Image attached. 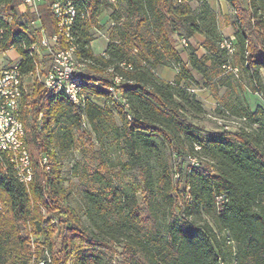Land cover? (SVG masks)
Returning a JSON list of instances; mask_svg holds the SVG:
<instances>
[{"label": "trees", "instance_id": "obj_1", "mask_svg": "<svg viewBox=\"0 0 264 264\" xmlns=\"http://www.w3.org/2000/svg\"><path fill=\"white\" fill-rule=\"evenodd\" d=\"M175 1L117 0L125 5V14L115 13L106 50L96 55L91 29L99 26L103 0H76L85 9L73 29L78 58L85 69L102 75L83 74L93 82L87 85L85 106L69 102L44 83H35L33 93L25 96L22 120L34 179L27 186L11 166L0 163V264H28L32 234L44 236L57 264H264V108L244 110L237 131L208 130L187 113H199L202 106L181 86L194 77L167 24L168 14L174 19L193 13L189 4ZM201 1V12L193 14L189 23L191 33L203 32L199 23L205 22V13L211 16V26L216 20L208 0ZM228 1L237 18L235 40L255 90L264 96V1L247 0L246 6L240 0ZM23 2L0 0V49L14 47L22 73L29 75L37 67L31 46L40 33L36 29L27 33L21 18L29 24L39 19L48 34L56 27L46 2L39 5V13L29 9L21 14L18 7ZM205 34L210 52H227L214 30ZM209 59L192 52L188 60L193 68L205 71ZM168 63L180 67L172 82L156 74ZM115 77H121V82ZM65 116L98 133L106 126L114 131L127 156L124 168L140 173L141 199L134 185L116 184L108 170L93 171L88 181L98 187L84 192L90 225L80 219L65 197L62 165L54 146L68 149L73 144L72 126H58ZM162 146L172 163L165 159ZM45 156L49 170L43 165ZM56 228L63 230L58 255ZM49 260L43 257L42 261L48 264Z\"/></svg>", "mask_w": 264, "mask_h": 264}, {"label": "rangeland", "instance_id": "obj_2", "mask_svg": "<svg viewBox=\"0 0 264 264\" xmlns=\"http://www.w3.org/2000/svg\"><path fill=\"white\" fill-rule=\"evenodd\" d=\"M240 1L246 6L247 0ZM45 2L46 0H41L39 3ZM174 3L176 5L189 4L194 15L201 12V0H182L181 2L176 0ZM208 3L216 15V20L211 26V16L208 12L205 13L203 16L205 22L199 23V27L203 29V32L191 33L189 23L193 14H184L179 18L176 16L177 18L174 19H172L171 14H168L171 21L167 24V29L172 41L176 43L183 61L194 77V80H186L181 86L191 97L193 95L196 97V100L193 101H199L202 106V111L199 113L193 110H187V113L194 117L198 124L208 130L224 127L231 131H237L243 124L239 118L242 112L244 110L255 111L258 106L264 108V96L261 91H256L254 88L252 74L243 60V54L237 40H234L233 51L227 50L226 53L217 52L216 50L210 52L206 47L205 32L207 29L214 30L216 39H229L234 36L238 28L235 9L228 0H208ZM29 9H31V6L23 2L19 5L18 12L22 14ZM125 9L123 3L111 4L109 0H103L102 10L98 16L99 26L91 29L93 36L91 46L96 55H101L106 50L107 42L114 27L113 21L117 20L115 13L124 15ZM2 14L1 12L0 15ZM20 21L26 24L24 29L27 33L35 31V28L27 22L25 17L21 18ZM205 26L207 27L205 28ZM192 52H196L201 59L205 55H209L210 59L205 62L207 67L205 71L197 70L191 66L188 59ZM18 57L19 53L16 50L9 51L3 57L0 53V64L17 60ZM51 61V54L45 51L39 70L33 75L24 76V83L30 95L33 93L35 83H43ZM179 70L180 67L175 66L174 63H168L157 68L156 74L161 80L172 82ZM83 74L91 77L102 75L96 73L90 67L84 69ZM261 76L264 84V68L261 69ZM93 99L100 104L105 103L102 97L94 96ZM30 116L28 122L32 126L33 120ZM114 119L118 125L122 124L121 117L117 113L114 114ZM68 125L72 126L73 131L72 146L68 149H62L56 143H54V146L62 165L65 197L80 219L85 224L90 225L85 215L84 192L87 189L98 187V184L88 181V174L93 171L104 172L108 170L114 176L116 184L134 185L138 190L137 195L141 199L140 173L136 169L124 168L123 163L127 161V156L123 145L116 141L114 131L106 126L104 130L98 133L90 125L86 127L77 126L72 123L68 116L61 117L58 126ZM163 149L164 146H162L161 151H163L165 159L172 163ZM169 154L170 150H168ZM181 186H184L183 182ZM1 205L3 206V203ZM43 213L46 215L45 209H43ZM23 232L26 233L24 229ZM62 234L63 230L56 228L54 241L57 255L61 246ZM30 245L28 264H40L43 257H48L50 264H57L44 244V236L32 234ZM115 259H118L117 255H115Z\"/></svg>", "mask_w": 264, "mask_h": 264}, {"label": "built area", "instance_id": "obj_3", "mask_svg": "<svg viewBox=\"0 0 264 264\" xmlns=\"http://www.w3.org/2000/svg\"><path fill=\"white\" fill-rule=\"evenodd\" d=\"M40 1L25 0V3L31 6V10L39 13ZM110 2L115 4L117 0ZM46 3L53 14L56 30L48 34L39 19L31 22L40 36L31 46L37 55V67L29 75L39 70L43 53L48 50L52 61L43 81L44 85L56 94L62 93L69 102L85 106L88 100L87 85L93 82L83 77L85 63L78 58V44L73 31L77 19L85 16V9L78 7L76 0H46ZM234 40V36L224 38L221 47L233 51ZM11 50L16 49H0V53L3 57ZM24 76L27 75L21 71L20 54L17 60L0 64V163L11 166L20 181L28 186L34 179V168L26 139V127L22 120L24 98L29 95ZM121 80V77H115L117 83ZM110 90L115 92L113 87ZM83 124L85 126L86 122ZM43 165L47 170L50 169L47 156L43 158ZM48 262L50 264V260ZM40 264L46 262L41 261Z\"/></svg>", "mask_w": 264, "mask_h": 264}, {"label": "crops", "instance_id": "obj_4", "mask_svg": "<svg viewBox=\"0 0 264 264\" xmlns=\"http://www.w3.org/2000/svg\"><path fill=\"white\" fill-rule=\"evenodd\" d=\"M107 44H108V42H107Z\"/></svg>", "mask_w": 264, "mask_h": 264}]
</instances>
